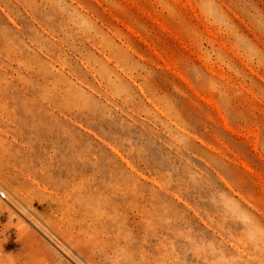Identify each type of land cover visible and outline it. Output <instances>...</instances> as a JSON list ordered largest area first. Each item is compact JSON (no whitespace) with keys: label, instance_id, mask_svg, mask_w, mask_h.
Instances as JSON below:
<instances>
[{"label":"rangeland","instance_id":"obj_1","mask_svg":"<svg viewBox=\"0 0 264 264\" xmlns=\"http://www.w3.org/2000/svg\"><path fill=\"white\" fill-rule=\"evenodd\" d=\"M0 264H264V0H0Z\"/></svg>","mask_w":264,"mask_h":264}]
</instances>
